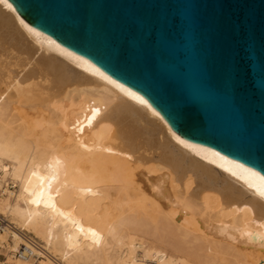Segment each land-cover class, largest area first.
<instances>
[{"label":"bare ground","instance_id":"1","mask_svg":"<svg viewBox=\"0 0 264 264\" xmlns=\"http://www.w3.org/2000/svg\"><path fill=\"white\" fill-rule=\"evenodd\" d=\"M1 248L9 264H264V177L0 0Z\"/></svg>","mask_w":264,"mask_h":264},{"label":"water","instance_id":"2","mask_svg":"<svg viewBox=\"0 0 264 264\" xmlns=\"http://www.w3.org/2000/svg\"><path fill=\"white\" fill-rule=\"evenodd\" d=\"M184 140L264 177V0H7Z\"/></svg>","mask_w":264,"mask_h":264},{"label":"rangeland","instance_id":"3","mask_svg":"<svg viewBox=\"0 0 264 264\" xmlns=\"http://www.w3.org/2000/svg\"><path fill=\"white\" fill-rule=\"evenodd\" d=\"M8 187L11 188V190H15L16 189V188H12L11 184ZM9 242H10V240H9ZM7 246H6V248H7ZM6 252H7V249H4V248L0 249V264H9L8 262H6V260H7ZM40 260H43V259L40 258ZM34 264H37V262L34 263Z\"/></svg>","mask_w":264,"mask_h":264},{"label":"built area","instance_id":"4","mask_svg":"<svg viewBox=\"0 0 264 264\" xmlns=\"http://www.w3.org/2000/svg\"><path fill=\"white\" fill-rule=\"evenodd\" d=\"M28 240L31 241L30 239H28ZM20 254H21L20 252H16V255H17V256H20ZM56 261H57V260H56ZM55 264H62V263H61V262H55Z\"/></svg>","mask_w":264,"mask_h":264}]
</instances>
